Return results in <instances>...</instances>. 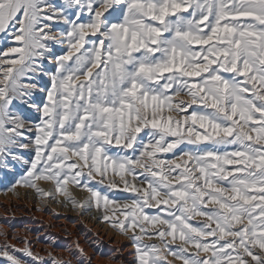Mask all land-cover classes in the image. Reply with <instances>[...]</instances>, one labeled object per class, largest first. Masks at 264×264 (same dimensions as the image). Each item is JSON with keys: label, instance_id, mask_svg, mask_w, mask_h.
Instances as JSON below:
<instances>
[{"label": "snow or ice", "instance_id": "6c2138e0", "mask_svg": "<svg viewBox=\"0 0 264 264\" xmlns=\"http://www.w3.org/2000/svg\"><path fill=\"white\" fill-rule=\"evenodd\" d=\"M0 172L132 264H264V0H0ZM21 242L3 264H72Z\"/></svg>", "mask_w": 264, "mask_h": 264}, {"label": "bare ground", "instance_id": "6f19581e", "mask_svg": "<svg viewBox=\"0 0 264 264\" xmlns=\"http://www.w3.org/2000/svg\"><path fill=\"white\" fill-rule=\"evenodd\" d=\"M43 186L45 190L52 189V187L48 184L42 183L41 187ZM64 200H62V198L59 196L57 199H44L39 197L35 190L32 189L31 191V189H25L24 187L21 188L19 186H17L14 191L7 194L6 196L0 195V234L1 223L5 220L3 218L7 219V217H12L14 215L16 216V219L19 218L25 220L26 218H31L34 215V217H41L45 220V223L42 227H44L46 233L53 232L56 234L57 232L61 238L65 237L66 239L64 234L66 229L65 226L66 224L68 225L69 220L76 219V222L72 226L71 232L77 233L78 236L75 238V240H73L78 241L81 247L88 249L90 253H94L95 249L91 248L93 246L92 242L98 240L101 242L102 248L105 247L103 248L104 252H106L105 249L108 251L109 247L113 249L118 248L117 252L113 253L112 257L116 258L119 253H122V256L118 262L119 264H132L134 256L125 257L127 254L129 255L131 252H133L132 246L125 249V245L128 243L126 237L116 234L109 224L102 223L100 219L101 216L99 217L96 214L97 210L94 209V212L90 214L89 211L75 208L72 204L66 203ZM81 201H84V199ZM29 223L31 227H41L36 221L34 222L33 220ZM74 241H71L72 245H74ZM112 257L111 259L106 260V262L113 263L111 262L113 260Z\"/></svg>", "mask_w": 264, "mask_h": 264}, {"label": "rangeland", "instance_id": "374dc122", "mask_svg": "<svg viewBox=\"0 0 264 264\" xmlns=\"http://www.w3.org/2000/svg\"><path fill=\"white\" fill-rule=\"evenodd\" d=\"M3 174H4L3 172H0V176H2ZM15 178H18V174H17V177H13V176L9 175L7 180H0V195L1 196H4V195L6 196L7 194L14 191V190H6V189L11 187L12 183H14V181H15ZM42 183L48 184L49 186L52 187V184L47 183V182H41L40 186L42 185ZM49 186H48V188H49ZM21 188H23V187H21ZM24 188L30 189L27 187H24ZM42 188H44V186ZM31 191H32V189H31ZM70 191L72 192L73 196L79 201H81L83 199L85 201L87 199L88 194L83 190H80L76 187L70 186ZM59 197L62 198V200L65 199V197H63V196H59ZM64 201L66 202V200H64ZM1 206H2V204H1ZM93 212H94V209L89 210L90 214H92ZM96 214L99 217L101 216V213L99 211H97ZM13 216L7 217V219L3 218L5 220L2 221V223H1L0 245H3L5 242H7L11 245H14L16 248L22 249L25 247V244L22 243L21 241H22V239H27L31 243L32 250L34 251V253L39 255V256L44 257L45 260H49L50 259L49 254H51V256H54L56 258H60V259H64V260H71L72 264H77L76 259L72 256V252L67 250V249L73 248L74 245H72L71 243L78 236L77 233L71 232L72 226L76 222L75 221L76 219H71V220H69L68 225L66 224V226H65L66 229L64 231V234L66 236V239H65V237L61 238L59 233H57V232H56V234L53 232H50V233L48 232L49 234L46 233L44 227H42L45 223L44 222L45 220L41 217L40 218L37 216L34 217V215H33L31 218H26L25 220H23V219H19V218L16 219V216H14V217ZM32 220L34 222L36 221L37 224L41 227H39V228L35 227L34 228V226H32L33 227V229H32V227L29 223V222H32ZM112 229L115 231L116 234H119L120 236L127 238L128 243L125 245V249H127L128 247H131V246L133 247L132 241L129 239L128 236L120 234L113 227H112ZM5 233H7V236H5ZM73 234H75V235H73ZM72 236H73V238H72ZM53 239H54V242H51V241H53ZM100 244H101V242H100ZM101 246H102V244H101ZM91 248L93 249L94 247L92 246ZM103 248H105V247H103ZM84 249L87 253L89 252L88 249H86V248H84ZM117 250H118V248L113 249L110 247H109L108 251L105 249L106 253L109 254L108 257L104 258V257L96 256L97 258H95V260L93 261V264H119L118 262L122 256L121 255L122 253H119L116 256V258L111 261L113 263L106 262V260L111 259L113 253L117 252ZM94 253L89 252L88 255H94ZM18 255H20V254H18ZM128 256H134V247H133V252H131V254H129V255L127 254L125 257H128ZM22 258H24V257H22ZM0 264H3V260H0ZM120 264H122V263H120ZM177 264H179V262H177Z\"/></svg>", "mask_w": 264, "mask_h": 264}]
</instances>
